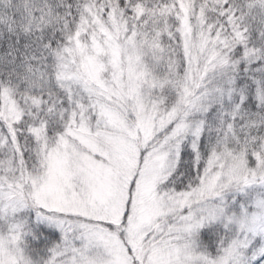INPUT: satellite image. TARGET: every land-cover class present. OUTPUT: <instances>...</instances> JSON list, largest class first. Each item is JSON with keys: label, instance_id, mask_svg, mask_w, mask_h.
<instances>
[{"label": "snow or ice", "instance_id": "obj_1", "mask_svg": "<svg viewBox=\"0 0 264 264\" xmlns=\"http://www.w3.org/2000/svg\"><path fill=\"white\" fill-rule=\"evenodd\" d=\"M0 264H264V0H0Z\"/></svg>", "mask_w": 264, "mask_h": 264}]
</instances>
